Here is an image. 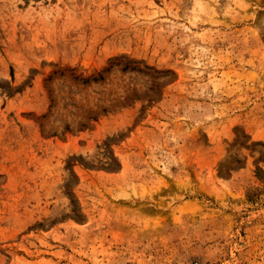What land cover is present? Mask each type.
<instances>
[{"label":"rangeland","instance_id":"rangeland-1","mask_svg":"<svg viewBox=\"0 0 264 264\" xmlns=\"http://www.w3.org/2000/svg\"><path fill=\"white\" fill-rule=\"evenodd\" d=\"M0 264H264V0H0Z\"/></svg>","mask_w":264,"mask_h":264}]
</instances>
